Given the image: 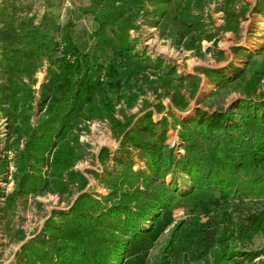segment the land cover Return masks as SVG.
I'll use <instances>...</instances> for the list:
<instances>
[{
  "label": "rangeland",
  "instance_id": "1",
  "mask_svg": "<svg viewBox=\"0 0 264 264\" xmlns=\"http://www.w3.org/2000/svg\"><path fill=\"white\" fill-rule=\"evenodd\" d=\"M90 1L0 0V30L18 27L24 44L50 24L59 45L15 81L0 37V264H214L220 254L264 264V230L243 243L233 234L238 208L264 207V160L233 172L216 161L221 143L261 124L236 114L242 100L264 101V0H105L106 13L117 3L131 18L122 39L116 22L84 13ZM79 53L95 103L78 102L55 137L43 88ZM17 87L27 93L7 115ZM224 187L229 202L211 212ZM207 212L213 240L227 227L225 247L190 241ZM139 240L147 253L133 252Z\"/></svg>",
  "mask_w": 264,
  "mask_h": 264
},
{
  "label": "trees",
  "instance_id": "2",
  "mask_svg": "<svg viewBox=\"0 0 264 264\" xmlns=\"http://www.w3.org/2000/svg\"><path fill=\"white\" fill-rule=\"evenodd\" d=\"M107 9L109 8L106 6L105 0H91L89 6L84 8V13H90L93 15L96 12L101 13L97 16V19L102 24H108L110 21L116 22L119 39H122L123 34L129 28L131 18L129 16L126 17L125 10L117 3H114L111 12L106 13ZM18 29V27H8L5 30H0L1 41H3L6 46L10 47L13 53L12 61L4 66L3 72L6 76L15 81L22 80L24 77L32 78L44 60H53L59 46L50 34V24H43L34 27V31L31 34H25L22 36L26 40L24 44L18 41V38L20 37ZM71 56L74 57V54ZM64 58L66 59V57ZM70 59L71 60L68 61L72 62L71 66H69L71 67V74L65 76L56 85L49 82L48 84H45L43 88V102L47 106L46 122L52 127L51 129L54 131L53 134L55 137H59L61 132L65 129L66 118L75 111L74 107L78 102L83 100L89 108L93 107L95 103L94 91H96V88L90 82V78L88 77V74L90 73V61L88 55L79 53L74 58L71 57ZM115 83L116 82H108L111 89H116L117 83ZM23 92L27 93L24 88L17 87L13 92V96L6 98L5 101L7 102L8 109H5L4 111L7 112V115H9L10 112V114L16 112L18 107L17 95H20ZM28 96L31 98V95ZM106 105L108 108V105L110 104ZM238 108L244 112L243 115L236 114L238 119L241 121H249L252 118H255L256 120H259L261 124L257 127L255 126V129L244 130L239 138H235L233 142L228 143L227 145L221 143V149L217 152L216 161L220 163L219 165L217 162L218 166L224 168L227 167V169L232 170V172L249 166V163L251 162L258 163L264 160V101L263 103H257L255 101L242 100L238 102ZM251 111H256L254 117L251 116ZM11 117L9 116V118ZM246 126L250 128L253 124H246ZM39 127L40 125L38 128ZM27 130L28 132L31 131L29 128ZM53 134L47 129L40 139L48 136L52 138ZM21 160H23L22 157ZM223 182L226 184L227 189V181L223 180ZM238 200L241 199L239 197L231 199L235 208L239 205L237 204L238 202H236ZM228 202L229 200L224 187L223 192L221 193V198L215 201L217 208L211 212L224 208V204H227ZM211 212H207L206 217H208V219L206 222H201L199 220L194 226V233H196V236H193L190 241L193 243L195 240V245L199 243L203 245L210 244L211 247L217 242L221 246L223 245V242H226L229 237H231L230 233H228L227 227L224 225L222 233H220L219 237H216V241L211 238L213 237V234L210 232L211 226L206 227L210 223L213 224V220L215 219L214 216H210ZM237 214L236 218L238 223L234 224L233 234L236 235V238L239 239L240 242H242L243 239L251 240L255 235L264 230V207L246 209L238 208ZM218 227L219 225H216V228ZM147 245L146 241L139 240V242L132 246V250L135 253L143 251L145 254L149 250V246ZM82 249L83 248L77 249L79 255H81V252H84ZM223 255L220 254V256L215 259L214 264H224L223 262L226 258H224ZM86 258L87 257L83 258L79 256L74 264H90L89 261L87 262ZM141 258L142 260L144 259V257ZM90 259L94 261L95 259L98 260V257L94 258V256H92ZM127 264H140V262L135 261L134 263L131 262Z\"/></svg>",
  "mask_w": 264,
  "mask_h": 264
}]
</instances>
